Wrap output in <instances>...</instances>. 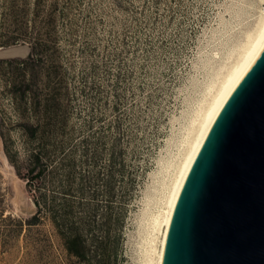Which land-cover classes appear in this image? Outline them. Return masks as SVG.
I'll use <instances>...</instances> for the list:
<instances>
[{
    "label": "rangeland",
    "instance_id": "obj_1",
    "mask_svg": "<svg viewBox=\"0 0 264 264\" xmlns=\"http://www.w3.org/2000/svg\"><path fill=\"white\" fill-rule=\"evenodd\" d=\"M263 7L0 0V264H90L54 214L85 217L95 261L104 237L107 264H144L143 210L158 209L209 81Z\"/></svg>",
    "mask_w": 264,
    "mask_h": 264
},
{
    "label": "water",
    "instance_id": "obj_2",
    "mask_svg": "<svg viewBox=\"0 0 264 264\" xmlns=\"http://www.w3.org/2000/svg\"><path fill=\"white\" fill-rule=\"evenodd\" d=\"M162 264H264V50L193 162Z\"/></svg>",
    "mask_w": 264,
    "mask_h": 264
},
{
    "label": "bare ground",
    "instance_id": "obj_3",
    "mask_svg": "<svg viewBox=\"0 0 264 264\" xmlns=\"http://www.w3.org/2000/svg\"><path fill=\"white\" fill-rule=\"evenodd\" d=\"M263 50L264 7L255 26L246 31L244 40L231 48L227 59L221 61L216 76L209 81L195 116L186 126L179 156L166 165L165 170L170 175L163 179V189L155 201L159 204L158 209L152 212L148 202L143 210L144 217H148V228L144 232L147 234L144 264H162L175 206L193 162L223 105ZM154 189L159 192L158 184Z\"/></svg>",
    "mask_w": 264,
    "mask_h": 264
},
{
    "label": "trees",
    "instance_id": "obj_4",
    "mask_svg": "<svg viewBox=\"0 0 264 264\" xmlns=\"http://www.w3.org/2000/svg\"><path fill=\"white\" fill-rule=\"evenodd\" d=\"M34 48L36 51V47ZM34 57L35 56H30L29 60L19 61L18 63L19 65L25 66L29 62L36 60V58ZM34 130L36 129L33 128V132ZM35 163L36 165L29 170L32 173L30 176L31 180H34L35 178L42 176L45 172L46 165L42 163V156L40 153L35 154ZM38 166H40L39 170L35 172ZM55 212L57 213V211H54V213ZM54 217H55L57 224H59V226L63 229L64 235L67 241V248L69 249L70 252L89 261L90 264H107V259H106L107 247L105 246L104 237L101 241L100 240L98 241L99 247L97 250L101 249L102 254L97 259V261H95L94 259L95 257H93L91 254V252L94 250H92L89 247L88 240L83 232V228L84 226H86V223H87V221L85 220V217L81 216L80 221H71L70 223L66 221L64 218L59 217L56 214H54ZM36 218H38L37 214L33 216L32 220H35Z\"/></svg>",
    "mask_w": 264,
    "mask_h": 264
}]
</instances>
